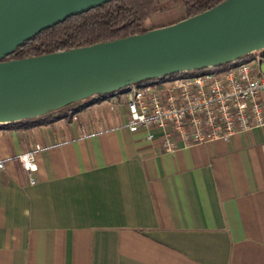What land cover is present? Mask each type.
I'll return each instance as SVG.
<instances>
[{
  "label": "crops",
  "instance_id": "1",
  "mask_svg": "<svg viewBox=\"0 0 264 264\" xmlns=\"http://www.w3.org/2000/svg\"><path fill=\"white\" fill-rule=\"evenodd\" d=\"M126 119L123 92L0 127V159L44 147L33 184L0 170V264H264V126L166 153Z\"/></svg>",
  "mask_w": 264,
  "mask_h": 264
},
{
  "label": "water",
  "instance_id": "2",
  "mask_svg": "<svg viewBox=\"0 0 264 264\" xmlns=\"http://www.w3.org/2000/svg\"><path fill=\"white\" fill-rule=\"evenodd\" d=\"M107 1L0 0V125L146 81L264 53V0H222L143 33L1 60L38 32Z\"/></svg>",
  "mask_w": 264,
  "mask_h": 264
},
{
  "label": "built area",
  "instance_id": "3",
  "mask_svg": "<svg viewBox=\"0 0 264 264\" xmlns=\"http://www.w3.org/2000/svg\"><path fill=\"white\" fill-rule=\"evenodd\" d=\"M124 103L127 119L122 126L143 132L147 140L159 139L166 153L176 150L177 141H226L264 126V53L217 71L130 86ZM43 149L35 144L16 157L2 158L0 170L16 159L33 184L37 154Z\"/></svg>",
  "mask_w": 264,
  "mask_h": 264
},
{
  "label": "trees",
  "instance_id": "4",
  "mask_svg": "<svg viewBox=\"0 0 264 264\" xmlns=\"http://www.w3.org/2000/svg\"><path fill=\"white\" fill-rule=\"evenodd\" d=\"M221 1L222 0H110L85 12L68 16L51 27L38 32L30 39L24 41L8 55H5L1 60L38 56L45 53L67 50L73 47L111 41L135 33H143L149 29L168 25L202 12ZM169 12H175L177 15L176 18L165 23L149 22L153 17L163 18ZM250 56L219 67L173 74L164 78L146 81L140 85L166 81L179 76L221 70L226 66L246 60ZM128 88L129 87L118 90L114 93L125 91ZM109 95L110 94L92 96L81 101L69 103L58 110L50 111L42 116L2 124L0 126L31 128L50 124L59 119H68L88 104L99 101Z\"/></svg>",
  "mask_w": 264,
  "mask_h": 264
},
{
  "label": "rangeland",
  "instance_id": "5",
  "mask_svg": "<svg viewBox=\"0 0 264 264\" xmlns=\"http://www.w3.org/2000/svg\"><path fill=\"white\" fill-rule=\"evenodd\" d=\"M176 13L175 12H169L166 16H164L163 18H157V17H153L149 22H161V23H165L167 21L173 20L176 18Z\"/></svg>",
  "mask_w": 264,
  "mask_h": 264
}]
</instances>
